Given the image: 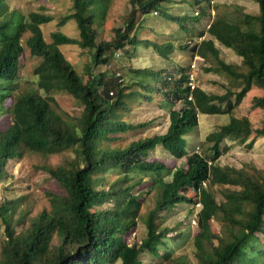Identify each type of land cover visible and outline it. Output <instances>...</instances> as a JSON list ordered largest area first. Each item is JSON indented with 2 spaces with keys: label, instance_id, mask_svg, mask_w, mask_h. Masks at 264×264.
Returning <instances> with one entry per match:
<instances>
[{
  "label": "trees",
  "instance_id": "obj_1",
  "mask_svg": "<svg viewBox=\"0 0 264 264\" xmlns=\"http://www.w3.org/2000/svg\"><path fill=\"white\" fill-rule=\"evenodd\" d=\"M109 1L70 0L72 11L58 25L72 19L77 37L54 30L46 42L40 25L50 20L48 14L31 11L23 19L0 0V116L6 115L0 128V183L8 163L18 161L24 152L42 156L68 152L57 164L38 166L61 191H46V206L34 215L26 216L29 207L25 206L12 221L24 196L0 202V264H141L147 255H159L160 264H184L183 255L169 257L165 241L169 228L157 216L176 205L196 202L195 264H257L264 257L259 239L264 234V167L251 172L219 165L217 159L225 150L224 140L250 147L254 137H264V121L252 127L246 116H230L204 136L200 151L190 153L183 137L196 127L198 113H229L252 86L262 94L253 96L250 106L264 110V0H253L255 15L214 14L208 28L197 32V37L204 33L207 37L187 49L190 57L208 60L205 71L223 74L238 88L220 96L188 86V63L176 64V76L165 68L127 67L123 76L109 67L97 70L117 61L114 53L124 51L126 45L159 51L167 44L172 49L169 41L137 37L134 31L148 15L178 23L181 29L189 18L169 11L173 0H127L129 10L122 26L113 29L109 40L95 42L92 24L103 19ZM26 32L24 44L39 61L32 69L34 87L22 90L16 80ZM214 42L231 49L240 58V67L224 62ZM61 44L89 52L84 79L59 51ZM56 91L75 100L80 106L77 115L59 110L52 96ZM154 95H160L159 107L167 109L165 130L119 145L123 134L151 123L128 122L125 116L132 104L151 101ZM176 102L180 105L173 108ZM157 153L184 157V162L170 169ZM143 176H148L145 182ZM148 194L153 204L143 221L144 236L129 243L124 234L135 227ZM211 222L218 231L211 229Z\"/></svg>",
  "mask_w": 264,
  "mask_h": 264
},
{
  "label": "rangeland",
  "instance_id": "obj_2",
  "mask_svg": "<svg viewBox=\"0 0 264 264\" xmlns=\"http://www.w3.org/2000/svg\"><path fill=\"white\" fill-rule=\"evenodd\" d=\"M4 1L9 10H15L23 16V19H26L28 13L31 11H41L44 14H48L51 17L50 20L40 25L43 39L46 42L50 41L49 34L54 30H58L69 37H77V30L72 19H68L63 24L58 25L59 19L72 11L70 0ZM206 1L207 0H173V3L168 6L169 11L173 14H185L189 17L188 20L182 23V29L178 23L170 20L162 21L160 17L153 14L148 15V19H144V22H142L139 27H136L134 32L138 38H144L146 36L154 41H169L172 44L171 50L167 44H164L163 47L161 46L159 51H155L149 46L145 47L140 44H136L133 50L132 45H126L124 51H116L114 53V58H116L117 61L113 62L112 60L110 64L100 65L97 67V70L109 67L110 70L116 72V75L123 76L127 72V67L165 68L172 76H176V64L186 66L188 63V73L191 72V84L193 86H198L205 92L218 96L222 95L225 91H231V93L237 91L238 88L229 82L223 74L205 71V68H207L209 64L208 60L204 61L197 56H189L188 47L197 43L200 39L202 40L207 37V33H204L201 38H197V32L204 31L205 29L203 13H210L209 8H205L204 6ZM210 7L214 9L215 15L225 14L227 16H236L239 11L255 15L258 11L257 4L253 0H211ZM128 10L129 5L127 0H110L103 19L92 24L95 42L109 40L112 37L113 29L122 26ZM194 10H200V12H202L196 17L192 15ZM143 18H146V16ZM151 28L156 31H154V33L151 32ZM27 35L28 32L24 33L21 39L23 53L16 80L18 89L22 90L34 87L36 78L32 73V69L39 61V58L29 54L28 48L24 44V38ZM214 44L218 49L219 57L224 62L240 67V58L235 55L231 49L217 42H214ZM58 49L75 72L84 79L86 77L84 70L90 60L89 52L74 44H61L58 46ZM39 93L42 94V91H39ZM261 94L262 90L260 88L252 86L239 104L234 106L229 113H198L196 127L183 137L187 153L200 151L205 146L204 136L208 132L216 129L219 125L226 123L230 116H246L252 127L260 126L264 121V110L252 108L250 104L253 96H259ZM52 96L60 111L68 116L77 115L80 106L76 104L75 100L70 95L62 91H56L52 93ZM231 100H233V96H231ZM158 102H161L160 95H154L151 101L141 100L138 103L132 104L130 111L125 116L126 121L132 123H151L137 131L123 134L120 140H118L119 145L122 146L138 137L149 135L153 132L161 133L165 130L167 125V109L165 107L160 108ZM173 104V108H178L180 105L179 102ZM5 124L6 115L3 114L0 116V128ZM252 135L253 133H251L249 137ZM222 144L226 147L224 152L217 159L219 165L243 168L251 172H253L252 168L260 170L264 167V137H254V141L250 147L230 140H224ZM155 154L156 153H153L151 157H155ZM64 156H68V152L48 156L24 152L23 156L18 161L8 163L7 175L0 183V202L4 199L24 196V199L18 202V206L12 215V221L17 219L19 210L25 209V206L29 207V212L26 216L34 215L43 206H46V191H61L56 183L45 176L40 168L38 169V166L57 164ZM157 156H159L161 161L170 169L184 162V157L173 159L164 153L160 155L157 153ZM147 178L148 176H143V182H145ZM138 188L139 186H136L132 191L135 192ZM149 195L150 194L143 199L144 204L142 203L139 208L136 215L135 227L130 233L124 234V238L129 243L138 241L144 236L145 229L143 221L147 209L153 204V199ZM187 195L192 196V192H187ZM216 197L218 198V194ZM140 199L141 197L139 200ZM197 210V202L194 203L193 206L189 203H185L176 205L170 211L164 214L159 213L157 216L159 223L169 228L165 238L167 249L170 250L169 257L183 255L185 258L184 264H195V259L192 254V237L197 232L194 223V216ZM23 222L26 223L25 219H23ZM174 225L176 227L175 230L170 231ZM211 229H213L214 232L218 231V225L215 224V222H211ZM178 231L180 235L175 236L174 234ZM1 236L2 225L0 223V238ZM259 239L264 245V234H259ZM159 252L162 251L159 250ZM144 257L141 264H160L159 262L162 260L159 255H147ZM113 264H119V262L117 261ZM257 264H264V257L260 258V262Z\"/></svg>",
  "mask_w": 264,
  "mask_h": 264
},
{
  "label": "clouds",
  "instance_id": "obj_3",
  "mask_svg": "<svg viewBox=\"0 0 264 264\" xmlns=\"http://www.w3.org/2000/svg\"><path fill=\"white\" fill-rule=\"evenodd\" d=\"M210 1H211V0H207L206 3L204 4L205 8L208 7L209 10L212 11V14L209 13V12H208V14H206V12L203 13L204 27H205L204 30H206V29L208 28V26H209V24H210V22H211V19H212L213 16H214V15H213V14H214V9L210 7ZM194 11H197V14L194 15L193 12H192V15H193V16H196V17L201 13L199 10H194ZM206 15H207V16H206ZM197 38H201V37H197ZM194 57H195V56H194ZM197 57H198V56H197ZM189 73H190V72H189ZM187 81H188V77H187Z\"/></svg>",
  "mask_w": 264,
  "mask_h": 264
},
{
  "label": "built area",
  "instance_id": "obj_4",
  "mask_svg": "<svg viewBox=\"0 0 264 264\" xmlns=\"http://www.w3.org/2000/svg\"><path fill=\"white\" fill-rule=\"evenodd\" d=\"M209 11H210V13L212 14V11H211V10H209ZM193 14L196 15V14H197V11H193ZM191 81H192V79H191V72H190V73H188V81H187V84H188V86H189L190 88L193 87V85L191 84Z\"/></svg>",
  "mask_w": 264,
  "mask_h": 264
}]
</instances>
